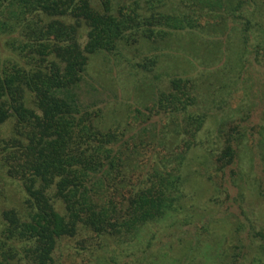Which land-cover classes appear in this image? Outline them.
Listing matches in <instances>:
<instances>
[{
    "label": "trees",
    "instance_id": "trees-1",
    "mask_svg": "<svg viewBox=\"0 0 264 264\" xmlns=\"http://www.w3.org/2000/svg\"><path fill=\"white\" fill-rule=\"evenodd\" d=\"M185 35L190 51L208 50L206 63L187 56L201 73L190 59L170 65ZM102 54L151 83L132 136L85 103ZM221 63L212 76L203 65ZM251 67L263 111L254 184L239 163L243 121L208 131L227 103L203 94L238 68L222 83L231 89ZM194 179L214 192L205 206ZM259 203L264 0H0V264H264ZM222 223L231 242L199 239Z\"/></svg>",
    "mask_w": 264,
    "mask_h": 264
},
{
    "label": "rangeland",
    "instance_id": "rangeland-1",
    "mask_svg": "<svg viewBox=\"0 0 264 264\" xmlns=\"http://www.w3.org/2000/svg\"><path fill=\"white\" fill-rule=\"evenodd\" d=\"M190 37L183 36L179 40L176 39L172 45V48L176 51L180 50L183 52L182 54L176 55L174 52H170L173 54V58L170 61V65L172 67L178 66V68L184 69L185 66V58L191 60L195 59L197 61L208 62V58L210 55L208 54V50H204L200 48V51H190ZM189 48V49H188ZM188 50V53H187ZM186 52V53H185ZM176 53V52H175ZM192 54V55H190ZM191 56V58L187 56ZM212 55V54H211ZM175 57V58H174ZM194 61V60H193ZM197 65V73L200 71L198 63L195 61L193 62ZM208 70L209 75L212 76V73L215 69H220L219 66H223L224 63H221L217 67H211L208 64H203ZM162 69H165V64H162ZM201 70L204 68L201 67ZM161 71H158L160 74ZM258 69H254L251 67L249 70L244 71L241 75V79L236 83L235 90L232 88H225L222 84L223 82H228L234 79L238 75V68L234 69L233 71L229 72L226 77H224L221 81L210 80L208 85L207 82L204 83L203 94L205 96H215L219 99L226 100V106L224 111L209 113V118L206 123V127L208 131H215L219 124L225 123L228 126L227 122L230 119H235L236 121H243V128H239V132H241V145H239V151L241 162L245 168L242 169L251 176L250 182L254 184V173L257 172V175H263L262 168H258V162L261 161L260 158L257 159V162L254 163V153L257 154L260 152V148L254 146L257 142H254V138H258V126L259 117L262 114V110L255 111L256 103L259 101L257 100V93L256 90L254 91V85H256V81L258 80ZM165 72H162L164 75ZM135 70L130 69L128 65L121 61V59H116L113 56H109L108 54L97 55L91 60V68H90V76L93 78L91 83L93 84V88L89 92L91 96L88 95L87 100L85 101L86 104L92 107H99L103 109V118L101 119V123L104 125H112L114 122H122L123 125L128 127V134L126 136H132L135 134L136 129L143 127V123H141L142 119L139 116L138 112L142 111L145 113V106L152 105V97H151V88H150V81L143 79L142 77H134ZM161 75V76H162ZM231 77V78H230ZM232 82V81H230ZM91 86V87H92ZM91 98V99H90ZM90 99V100H88ZM218 100V99H217ZM228 120V121H227ZM139 121H141L139 123ZM230 123V122H229ZM147 149V148H146ZM262 151V150H261ZM239 164V165H240ZM261 163H259L260 165ZM238 166V165H235ZM262 167V166H261ZM232 170L234 173H237L236 168L233 166ZM233 177V173H230V170H227V177ZM237 179H239L238 175H236ZM202 179H194L191 184L192 188L190 189L193 191L198 192V199H196L197 203L202 205L200 202L208 203L210 197L213 198L214 192L211 194V191H208L206 185H204ZM241 183V182H240ZM239 183V184H240ZM206 186V187H205ZM236 194V193H235ZM255 194L251 196L253 202L255 199ZM225 203V207L227 208L230 206V202L225 201V198L222 197ZM258 201V200H257ZM259 202V201H258ZM213 205V204H211ZM202 206V207H204ZM225 209L222 208V213ZM238 214V211L236 210ZM258 221L261 227L264 226V207L263 205L258 206ZM234 216V215H233ZM220 217V216H218ZM222 218L226 219V214L222 216ZM235 218V217H234ZM234 218L231 219V223H234ZM211 235L209 237H201V241L205 243L211 242L212 239L215 238L216 235H229V230L226 224L222 223L218 224L217 227L212 226L209 227ZM215 230V231H214ZM191 239V238H190ZM229 241L231 242V236H228ZM196 239H191V241Z\"/></svg>",
    "mask_w": 264,
    "mask_h": 264
}]
</instances>
